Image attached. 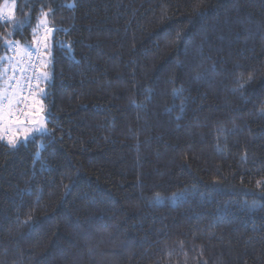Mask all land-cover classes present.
I'll return each mask as SVG.
<instances>
[{
	"label": "trees",
	"instance_id": "trees-1",
	"mask_svg": "<svg viewBox=\"0 0 264 264\" xmlns=\"http://www.w3.org/2000/svg\"><path fill=\"white\" fill-rule=\"evenodd\" d=\"M13 1L0 56L41 10L60 46L47 131L0 145V264H264V0Z\"/></svg>",
	"mask_w": 264,
	"mask_h": 264
},
{
	"label": "snow or ice",
	"instance_id": "snow-or-ice-1",
	"mask_svg": "<svg viewBox=\"0 0 264 264\" xmlns=\"http://www.w3.org/2000/svg\"><path fill=\"white\" fill-rule=\"evenodd\" d=\"M14 12V8L0 10V21L12 24L14 29L29 23L27 18L17 20ZM51 12L52 9L48 12L41 10L36 28L33 29L32 45L16 40L5 41L2 45L7 52L12 53L0 56V145L9 151L22 146L36 133L47 131L43 122L30 117L42 115L44 111L39 97L46 96L47 93L39 84L41 80L45 82L50 80L48 69L54 63V53L60 46L54 39L55 33L59 30L50 26ZM40 29L43 30L42 35L38 34ZM9 35H15V32ZM179 39L180 35L177 34V40ZM253 80L250 74L239 89L242 90L245 84H251ZM33 109L36 110L35 113ZM261 113H264V109H261ZM5 125L13 132V135L7 138L3 135ZM65 187L67 188V185Z\"/></svg>",
	"mask_w": 264,
	"mask_h": 264
},
{
	"label": "rangeland",
	"instance_id": "rangeland-1",
	"mask_svg": "<svg viewBox=\"0 0 264 264\" xmlns=\"http://www.w3.org/2000/svg\"><path fill=\"white\" fill-rule=\"evenodd\" d=\"M15 9L16 7H15V2L13 1V0H6V1H4L3 3H2V5L0 6V10H4V9H7V10H12V9ZM15 13V12H14ZM50 68H51V66H50ZM48 69V71L50 72V75H51V69ZM50 81V80H49ZM49 81H47V82H45V81H43V80H41V82H40V84H39V87L40 88H43V89H45L46 90V86H47V84L49 83ZM43 97L44 96H40L39 97V100H40V102H41V104H42V99H43ZM35 111L36 110H34V113H35ZM37 116H41V115H33V119L34 120H38L37 119ZM10 134V133H9ZM11 135V134H10ZM5 136V138H7V136L8 135H4ZM34 136V135H33ZM32 136V137H33Z\"/></svg>",
	"mask_w": 264,
	"mask_h": 264
},
{
	"label": "crops",
	"instance_id": "crops-1",
	"mask_svg": "<svg viewBox=\"0 0 264 264\" xmlns=\"http://www.w3.org/2000/svg\"><path fill=\"white\" fill-rule=\"evenodd\" d=\"M33 117V116H32ZM32 117H30V119H33ZM39 118V116H37V119ZM28 127H31V125H27ZM13 135V132L9 129L8 125H5V128H4V132H3V135H8L10 136V134ZM32 138V137H31Z\"/></svg>",
	"mask_w": 264,
	"mask_h": 264
},
{
	"label": "built area",
	"instance_id": "built-area-1",
	"mask_svg": "<svg viewBox=\"0 0 264 264\" xmlns=\"http://www.w3.org/2000/svg\"><path fill=\"white\" fill-rule=\"evenodd\" d=\"M39 34H40V35H42V34H43V30H42V29L39 31ZM33 47H34V46H33ZM9 55H12V53H11V52H9ZM8 75H9V76L11 75V70H9V72H8ZM4 79L6 80V79H7V77H5Z\"/></svg>",
	"mask_w": 264,
	"mask_h": 264
},
{
	"label": "water",
	"instance_id": "water-1",
	"mask_svg": "<svg viewBox=\"0 0 264 264\" xmlns=\"http://www.w3.org/2000/svg\"><path fill=\"white\" fill-rule=\"evenodd\" d=\"M38 121H41V122L45 123V119H44L43 116H39Z\"/></svg>",
	"mask_w": 264,
	"mask_h": 264
},
{
	"label": "bare ground",
	"instance_id": "bare-ground-1",
	"mask_svg": "<svg viewBox=\"0 0 264 264\" xmlns=\"http://www.w3.org/2000/svg\"><path fill=\"white\" fill-rule=\"evenodd\" d=\"M66 49V48H65Z\"/></svg>",
	"mask_w": 264,
	"mask_h": 264
}]
</instances>
